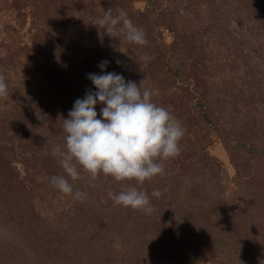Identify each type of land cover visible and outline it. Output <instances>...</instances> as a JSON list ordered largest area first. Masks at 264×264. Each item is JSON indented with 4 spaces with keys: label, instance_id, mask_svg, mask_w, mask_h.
Here are the masks:
<instances>
[{
    "label": "rangeland",
    "instance_id": "obj_1",
    "mask_svg": "<svg viewBox=\"0 0 264 264\" xmlns=\"http://www.w3.org/2000/svg\"><path fill=\"white\" fill-rule=\"evenodd\" d=\"M108 9L147 45L101 30ZM104 60L159 90L182 148L142 184L81 171L76 200L51 149ZM0 76V264H264V0H0ZM126 187L151 212L115 205Z\"/></svg>",
    "mask_w": 264,
    "mask_h": 264
},
{
    "label": "clouds",
    "instance_id": "obj_2",
    "mask_svg": "<svg viewBox=\"0 0 264 264\" xmlns=\"http://www.w3.org/2000/svg\"><path fill=\"white\" fill-rule=\"evenodd\" d=\"M98 24L108 36L123 34L128 43L137 46L148 43L144 30L123 9H117L115 14L106 10ZM140 59L147 63L151 57L144 55ZM108 63L101 61L99 72L87 75L94 91H86L83 98L74 101L67 118L62 119L64 143L51 149L64 174L52 176L50 183L76 200L87 195L74 190L81 171L93 179L104 175L117 182L135 180L142 184L164 170L163 158L182 148L179 138L183 122L169 107L153 100L159 90L142 87L143 80L138 84L126 81L120 73L106 71ZM7 97L8 85L0 76V98ZM159 191L156 187L152 195ZM108 196L117 206L152 210L149 195L136 187L109 191Z\"/></svg>",
    "mask_w": 264,
    "mask_h": 264
}]
</instances>
